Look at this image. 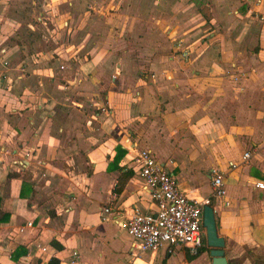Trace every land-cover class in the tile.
Masks as SVG:
<instances>
[{"label": "crops", "instance_id": "crops-1", "mask_svg": "<svg viewBox=\"0 0 264 264\" xmlns=\"http://www.w3.org/2000/svg\"><path fill=\"white\" fill-rule=\"evenodd\" d=\"M205 1L211 13L194 20L172 0H0V264H170L132 255V238L101 219L104 206L154 209L125 166L127 139L190 195H209V168L222 170L230 205L211 203L225 257L264 264L250 184L264 178V0ZM18 245L27 253L12 260ZM181 250L178 264L211 262Z\"/></svg>", "mask_w": 264, "mask_h": 264}, {"label": "built area", "instance_id": "built-area-1", "mask_svg": "<svg viewBox=\"0 0 264 264\" xmlns=\"http://www.w3.org/2000/svg\"><path fill=\"white\" fill-rule=\"evenodd\" d=\"M43 20V14L39 15ZM66 28V35L70 34V26L67 20L62 21ZM67 30H69L67 32ZM60 68L66 65L59 63ZM234 70L237 66L233 65ZM233 75V74H232ZM114 76V75H113ZM237 74L233 75L235 79ZM99 111L106 112L107 107L101 105ZM126 155L129 156L125 166L133 168L143 182V187L148 194L154 209L149 212L142 211L136 203L127 208H115L104 206L101 219L106 220L109 215L119 229L124 230L131 238L129 248L132 255H140L145 252L162 251L165 255L173 254L177 249H184L190 255H194L203 246L205 227L203 225V209L211 205V197L222 198L224 206L230 205L226 200L225 174L218 167L209 168L211 192L206 196L190 195L182 190L177 178L168 166L167 161L159 159L151 149L138 148L127 139ZM1 152V151H0ZM249 151L242 153V161L250 159ZM171 162V161H170ZM23 166L22 161H14ZM229 167L236 168L234 162L228 163ZM253 189L262 194L264 206V178L250 181ZM215 212V209L213 208ZM31 226V222L28 223ZM22 230V229H21ZM40 251H47L45 246L37 245ZM77 252H72L75 257Z\"/></svg>", "mask_w": 264, "mask_h": 264}, {"label": "water", "instance_id": "water-1", "mask_svg": "<svg viewBox=\"0 0 264 264\" xmlns=\"http://www.w3.org/2000/svg\"><path fill=\"white\" fill-rule=\"evenodd\" d=\"M203 225L205 227V245L211 257L210 264H229L224 253L225 241L217 233L215 214L211 205L204 206Z\"/></svg>", "mask_w": 264, "mask_h": 264}, {"label": "rangeland", "instance_id": "rangeland-1", "mask_svg": "<svg viewBox=\"0 0 264 264\" xmlns=\"http://www.w3.org/2000/svg\"><path fill=\"white\" fill-rule=\"evenodd\" d=\"M172 3H174L173 5H175V7H176V12H178V9H180L179 12L183 11L182 8L185 7V5L187 4L188 5V9L191 8L192 12H194L193 15L191 14V16H190L193 19L194 18H200V17L203 18V14L205 15L207 12H210L208 10L209 6L206 4L205 0H185V1H183V0H172ZM196 11H198V12H200L202 14L197 13ZM258 19H259V17H258ZM194 20H193V22H195ZM205 23L206 22H204L202 25H204ZM214 23H216V22H214ZM233 23L235 24V22H233ZM193 25H194V27H196L195 24H193ZM213 26H214V24H211V28L212 29L208 28V30L206 32L202 31V33H200V34L201 35L204 34L206 36L209 33V31L213 30V28H214ZM207 27H209V26H207ZM200 34L196 33V35H200ZM58 54H60V53H58ZM205 243H206V241H205V237H204L203 246H205ZM183 253H184L183 250L177 249L173 254H171V256H174V258L170 261V264H178L180 262V260H182L181 254H183ZM199 262H200V260L198 261V263Z\"/></svg>", "mask_w": 264, "mask_h": 264}, {"label": "trees", "instance_id": "trees-1", "mask_svg": "<svg viewBox=\"0 0 264 264\" xmlns=\"http://www.w3.org/2000/svg\"><path fill=\"white\" fill-rule=\"evenodd\" d=\"M119 152H121L120 154H119ZM124 154V152H123V150L122 149H120V148H117V153H116V155H115V157H114V161L116 162V161H118L120 158H121V156ZM8 177H12V176H17V174H15V173H13V172H10V173H8V175H7ZM126 176H128V175H126ZM24 185V184H23ZM22 185V186H23ZM123 187V181H122V178H118V181H117V184H116V186L114 187V191L115 192H118V191H120L121 190V188ZM22 193V192H21ZM22 195V194H21ZM8 214L6 213V212H3L2 210H1V208H0V221H7V219H8ZM205 250H208V248L206 247V246H202L199 250H198V252L196 253V254H194V255H189V254H185V256H186V258H187V260L188 261H191V260H193V259H195V258H197L201 253H203V251H205ZM27 253V248L26 247H24L23 245H18L13 251H12V253H11V255H10V257H11V259L12 260H18L19 258H20V256H24L25 254Z\"/></svg>", "mask_w": 264, "mask_h": 264}]
</instances>
